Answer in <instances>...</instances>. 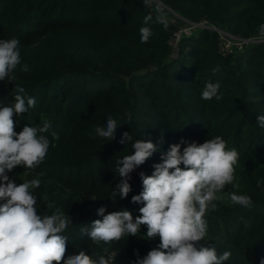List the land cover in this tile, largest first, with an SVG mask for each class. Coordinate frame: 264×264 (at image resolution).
Masks as SVG:
<instances>
[{"label": "trees", "instance_id": "trees-1", "mask_svg": "<svg viewBox=\"0 0 264 264\" xmlns=\"http://www.w3.org/2000/svg\"><path fill=\"white\" fill-rule=\"evenodd\" d=\"M164 3L190 21L207 19L243 38L256 36L264 26V0ZM150 11L142 0H0V39L18 38L22 63L29 66L28 72L17 68L15 83L36 100L34 108L14 116L15 131L49 119L59 135L38 168L17 166L7 174L17 184L44 174L34 194L38 206L48 205L38 213L59 208L73 221L65 232V258L81 250L103 255L80 232L81 224L102 217L97 210L95 217L87 216V205L79 206V200L105 206V214L128 210L135 218L142 206L131 202L142 191L139 173L151 175L161 153L181 139L200 144L219 135L239 152L235 188L228 185L225 192L249 195L253 204L244 208L227 197L217 201V209L206 217L208 235L200 243L221 254L230 251L224 264H260L264 185L257 187V180L264 179V128L256 117L264 115V41L223 56L217 32L200 28L179 40L174 55L170 40L178 24L171 20L167 30L152 23L154 35L140 43L139 29ZM217 66L219 71L213 72ZM217 81L222 99H201L204 85ZM14 87L0 81V104L14 101ZM108 116L118 124L113 141L95 133ZM124 132L132 136L128 144L119 142ZM137 139L152 141L157 151L131 173L128 197L113 198L120 179L117 161L132 154ZM146 233L142 225L140 234L130 236L131 249L121 250L114 264H133L157 248L159 237L148 240Z\"/></svg>", "mask_w": 264, "mask_h": 264}, {"label": "clouds", "instance_id": "clouds-1", "mask_svg": "<svg viewBox=\"0 0 264 264\" xmlns=\"http://www.w3.org/2000/svg\"><path fill=\"white\" fill-rule=\"evenodd\" d=\"M142 2L146 9H152L144 15V26L139 29L140 43L145 44L154 35L151 24H160L167 30L169 20L162 0ZM18 67L21 72L29 71L28 64L22 63L19 39H0V81L15 84L14 101L0 104V264H114L117 252H109L108 247L103 249V255L94 257L81 250L65 258L68 240L65 232L73 221L59 208L52 214L38 213L34 189L40 187V176L44 174L39 173L19 184L7 174L17 166L28 170L38 168L44 163L49 148L55 147L53 141L59 139L49 119L36 126L26 125L19 133L15 131L14 116H21L36 105L35 98L15 83L14 73ZM216 71L219 66L213 69ZM220 88L219 81L207 82L201 99L219 101L222 99ZM128 115L130 119L131 114ZM256 120L257 125L264 128V115L257 116ZM117 126V121L108 116L106 125L97 126L95 133L113 141ZM130 141L131 134L124 132L119 142L128 144ZM160 143H163L162 138ZM182 144L187 146L181 150ZM132 149V154L117 161L120 179L112 192L113 198L128 197L132 191L131 173L157 151V145L150 140L137 139ZM238 163L237 149L229 148L219 135L200 144L181 139L171 144L166 153H161V162L153 165L151 175L139 173L142 191L131 198L132 203L142 205L138 216L134 218L128 210L105 214L106 207L101 206L97 214L102 219L81 224L80 232L96 245H111L125 237L137 236L143 225L147 228V239L159 237L160 243L133 264H224L232 255L230 251L221 254L214 246L200 242L208 235L206 217L217 209V201L227 197L233 205L244 208L253 204L249 195L224 191L228 185L235 188ZM262 185L264 179H258L257 187ZM260 264H264V259Z\"/></svg>", "mask_w": 264, "mask_h": 264}, {"label": "built area", "instance_id": "built-area-1", "mask_svg": "<svg viewBox=\"0 0 264 264\" xmlns=\"http://www.w3.org/2000/svg\"><path fill=\"white\" fill-rule=\"evenodd\" d=\"M179 21L176 22L178 24V29L174 32L170 43L172 44V47L177 48V44L179 40L184 36H190L194 33L196 29L200 28H209L213 31H216L219 38V52L223 56H229L230 54L242 51L246 46H248L250 43L258 42V41H264V37H248L243 38L238 35H234L217 25L209 22L207 19H202L198 22L190 21L183 16H179ZM197 31V30H196Z\"/></svg>", "mask_w": 264, "mask_h": 264}, {"label": "rangeland", "instance_id": "rangeland-1", "mask_svg": "<svg viewBox=\"0 0 264 264\" xmlns=\"http://www.w3.org/2000/svg\"><path fill=\"white\" fill-rule=\"evenodd\" d=\"M162 3H163L164 9H165V14H166L168 20H171V21L177 22V23L180 22L179 21V16H181V15L179 13H177L176 11H174L173 9H171L169 6H167L164 3V0H162ZM196 30L198 31L199 29H196ZM196 30L194 31V33L197 32ZM256 36L259 37V38L260 37H264V26H262L260 28V30L258 31V33L256 34ZM173 51H174V55H175L176 54V51H177V48L174 47ZM225 189H227V188H225ZM225 189H224V191H225ZM84 204L87 205V207L85 209L87 216H89V217H92V216L95 217L94 214L96 213V210L99 207H97L96 205H94V203H93V201L91 199H86V198L80 199L79 200V206H83ZM45 205H48V203H44V205H39L38 206L39 207L38 208V212L41 211V209ZM130 245L131 244H130V241H129V237H125V238H123L122 240H120L118 242L112 243L111 245H103V244L102 245H96L94 248L96 250H99V249L103 250L105 247H108V249L109 248H114L112 250L109 249V252L115 251V252H117V255H118L121 250H126V249H129L130 250L131 249V246ZM95 256H98V255H95Z\"/></svg>", "mask_w": 264, "mask_h": 264}]
</instances>
